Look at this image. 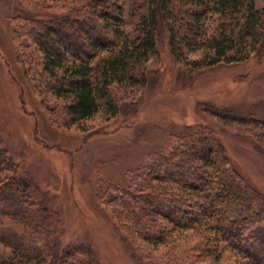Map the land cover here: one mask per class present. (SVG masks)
<instances>
[{"label": "trees", "instance_id": "obj_1", "mask_svg": "<svg viewBox=\"0 0 264 264\" xmlns=\"http://www.w3.org/2000/svg\"><path fill=\"white\" fill-rule=\"evenodd\" d=\"M47 1L52 16L21 23L17 32L39 65L37 87L62 101L67 125L101 110L117 114L119 95L148 87L154 75L148 63L163 32L175 61L194 70L264 51V5L256 0H144L131 30L128 0ZM221 110L212 113L264 140V118ZM208 127L153 159L138 187H115L108 210L133 256L166 246L182 251L169 264H264V193L231 167ZM16 172L0 139V264H100L92 247L62 243V217L49 193ZM187 239L193 245L183 251Z\"/></svg>", "mask_w": 264, "mask_h": 264}, {"label": "rangeland", "instance_id": "obj_2", "mask_svg": "<svg viewBox=\"0 0 264 264\" xmlns=\"http://www.w3.org/2000/svg\"><path fill=\"white\" fill-rule=\"evenodd\" d=\"M143 1H127L128 30ZM53 12L47 0H0V139L16 173L49 193L62 217L58 235L64 245L92 247L100 264L172 263L181 249L129 253L128 241L113 226L109 199L115 187H138L153 159L205 125L224 145L231 167L264 193V140L245 124L212 113L231 107L247 118H264V51L194 70L175 61L163 32L148 63L154 72L148 87L119 95L117 114L101 110L79 126L67 125L62 101L37 87L39 65L27 57L17 32L28 20ZM185 241L181 247L189 251L193 243Z\"/></svg>", "mask_w": 264, "mask_h": 264}]
</instances>
